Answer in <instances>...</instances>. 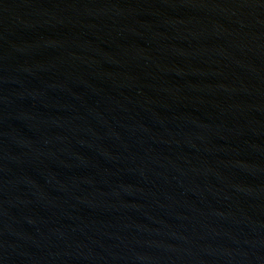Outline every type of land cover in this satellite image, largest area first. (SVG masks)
Wrapping results in <instances>:
<instances>
[{
  "label": "water",
  "instance_id": "95a60500",
  "mask_svg": "<svg viewBox=\"0 0 264 264\" xmlns=\"http://www.w3.org/2000/svg\"><path fill=\"white\" fill-rule=\"evenodd\" d=\"M0 264H264V0H0Z\"/></svg>",
  "mask_w": 264,
  "mask_h": 264
}]
</instances>
